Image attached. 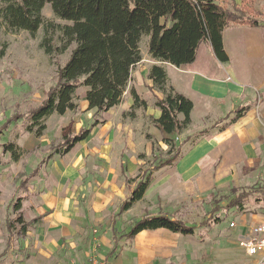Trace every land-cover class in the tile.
Returning <instances> with one entry per match:
<instances>
[{"label": "rangeland", "instance_id": "1", "mask_svg": "<svg viewBox=\"0 0 264 264\" xmlns=\"http://www.w3.org/2000/svg\"><path fill=\"white\" fill-rule=\"evenodd\" d=\"M256 7L262 12L261 20L264 23V0H256ZM43 14L48 23L70 24L57 18L49 4L44 7ZM230 27L232 33L241 28L238 25ZM44 35L42 28L36 36L24 30L11 32L0 28V49H5L4 55L0 57V126L17 113L21 116L18 122H13L0 136V253L5 251L9 238V246L3 254L4 260L11 264L13 259H17L18 253L15 251L20 248L22 239L18 245L16 232L20 231L21 226L14 224V231L10 234L6 222L18 214L14 203L19 197L22 198L21 211L28 223L43 212L59 207L51 206L46 198L66 201L59 197H68L72 216L79 217L77 220L72 219L73 241L78 252L87 254L88 262L95 258L107 261L108 258L102 251L109 244L106 239L110 235L112 237V232L115 231L117 250L107 263L133 264L134 257L128 247L130 239L122 237L145 210L144 204H139L128 215L127 211L120 212V203L126 198L130 187L135 185H127L124 176L136 178L150 172L153 175L157 172L156 175H159L161 171L172 169L171 166L163 167V170L155 168L167 158L168 147L162 142L163 133L152 122L157 110L154 106L155 95L161 96V93L149 88L151 84L148 71L155 62L148 51L149 37H143L141 41L143 59L137 65L130 83L142 98L149 99V107L136 110L135 117L124 115L122 109L130 110L129 101L132 102L127 90L121 105L100 116L101 123L94 134L77 143L67 155H55L48 160L65 135L76 134L82 127L91 125L95 110H88L84 100L87 88L81 87L74 99L77 104L75 111H67L63 115L53 114L47 120V128L41 136L27 130L28 113L41 105L47 92L57 82L59 68L66 64L75 48L73 44L63 53L47 55L40 45ZM54 45H60L56 36ZM205 49L204 46L202 55L207 54ZM228 49L235 60L236 54L230 47ZM226 113L225 107L221 106L206 117L197 103L193 123L181 135L174 137L178 143L189 136L195 137L199 131L212 128L214 123L223 120ZM107 122H110V129L105 128ZM147 135L159 142L155 153ZM207 136L209 135L200 138L196 145ZM101 137L102 142L110 137L112 149L108 152L109 159L122 149L126 175H110L109 167L113 164L111 160L106 163V172L101 173L100 169L95 168V161L98 160H93L91 152L95 150L96 142ZM8 142H14L20 148L21 157L17 161L3 150V144ZM196 145L190 142L183 145V156L193 151ZM204 149L202 146L201 150ZM87 152L89 154L85 156ZM217 164V161H211L213 171ZM243 165L239 164L233 175L222 177L217 184L214 176L213 185L203 193L182 197L183 200L173 215L194 226L195 233L184 235L172 261L166 260L162 264H249L253 261L254 258L246 254L241 242L246 236L247 226L264 221V167L261 166L262 163L254 168ZM165 190L167 194L172 192ZM244 190L256 191L257 194L249 197L241 208L219 211L223 219L221 223L209 221L213 209L218 205H225ZM69 204H72V208ZM231 222H235L236 226L232 227ZM36 224H30V231L37 230ZM70 257L64 264L78 263L77 259L72 260Z\"/></svg>", "mask_w": 264, "mask_h": 264}, {"label": "trees", "instance_id": "2", "mask_svg": "<svg viewBox=\"0 0 264 264\" xmlns=\"http://www.w3.org/2000/svg\"><path fill=\"white\" fill-rule=\"evenodd\" d=\"M47 4L57 18L70 24L48 23L43 14ZM261 16L256 0H0V28L11 32L24 30L32 36L42 28L45 35L40 45L47 55L63 53L75 44L70 58L58 70L56 84L47 92L41 105L28 113L27 130L41 136L53 114L75 111L74 99L81 87L87 88L84 100L88 110H95L91 125L82 127L76 134L65 135L48 160L55 155H67L77 143L86 140L93 128L101 123L100 116L123 103L127 90L133 103L124 115L135 117L136 110L148 107V102L130 83L143 59L141 41L143 37H149V55L161 63L153 64L148 73L152 83L149 88L161 93V96L155 95L154 102L160 115L153 117L152 122L163 133L162 142L168 147L167 158L156 165V169L175 165L183 156V145L188 142L196 145L213 129L225 130L251 107L238 106L212 128L201 130L195 137L189 136L178 143L174 136L181 135L192 124L194 102L168 84L164 63L181 67L195 62L203 42L209 43L215 57L226 63L229 55L224 47V31L231 25L264 26ZM55 36L60 41L56 47ZM4 53L5 49H0V57ZM20 118L19 113L8 118L0 126V136ZM147 138L155 153L159 142L151 135ZM3 150L14 161L21 157L20 148L14 142L4 143ZM152 177V172L142 177H126L128 184L135 185L122 203L120 212L130 210L144 198ZM256 194V191L248 190L239 192L225 205L213 209L209 221L221 223L223 219L219 211L241 208L249 197ZM262 196L264 198V194ZM21 204L22 198L19 197L14 203L18 214L6 222V227L11 234L15 228L13 225L19 224L21 228L16 233L22 237L29 232L30 224L40 223L44 216L26 222ZM158 228L184 235L195 233V227L188 222L163 212L137 219L123 237L132 240L143 230Z\"/></svg>", "mask_w": 264, "mask_h": 264}, {"label": "crops", "instance_id": "3", "mask_svg": "<svg viewBox=\"0 0 264 264\" xmlns=\"http://www.w3.org/2000/svg\"><path fill=\"white\" fill-rule=\"evenodd\" d=\"M238 26L241 28L235 29L233 33L231 27L224 31V47L229 55L228 62H220L213 54L210 44L203 42L195 62L181 67L168 63H164V66L168 74V84L194 102L193 112L196 110L197 103L206 117L212 110H217L221 106L227 110L224 116L238 106L249 105L250 109L225 130L213 129L208 133L209 136L196 145L193 151L182 156L175 165L171 166L172 169L161 171L163 170L161 168L159 171L162 173L159 175H156V172L144 198L128 210L127 215L139 204H144L143 210H145L141 217L163 212L174 214L176 207L183 200L182 197L203 193L206 188L213 185L214 176L217 184L222 177L233 175L241 163L247 168H254L260 163L264 167V26ZM204 46L207 51L206 55H202ZM229 47L236 54L235 60L229 54L231 53ZM154 64L161 63L155 61ZM150 84H152L151 81ZM143 99L149 101L146 97ZM129 103L131 106L133 100ZM127 111L129 110L122 109L123 113ZM193 112L192 123L194 121ZM159 115L160 111L157 109L154 118ZM109 124L110 122L106 123V129L111 128ZM98 126L93 128L91 134H94ZM102 137L98 139L95 150L91 152V156L96 158L93 160H98L95 161V168L100 169L101 173L106 172V163L111 160L113 164L109 167V174L111 173L112 176L126 175L122 149L109 159L108 152L112 149L109 144L110 137L103 142ZM98 144H100L99 147ZM202 146L205 148L204 151L201 150ZM88 154V152L85 153V156ZM211 161L218 162L214 171ZM126 176H124L125 182ZM126 184L130 185L127 182ZM133 187H130V194ZM165 189L172 192L167 194ZM129 193L120 203L119 208L130 196ZM59 198L66 201L60 199V201L54 199L53 201L46 198L51 206L58 205L59 207L37 216L44 217L40 223L36 224V231L29 230L22 237L16 233L19 238L18 245H20L19 240L22 239V242L18 249L20 252L15 251L18 253L17 259H13L11 264H64L70 256L69 259H77L78 264H89L87 254L78 252L77 245L73 241L72 219L77 220L79 217L72 216L73 212L68 206V197ZM71 205L70 208H72ZM112 233V237L110 235L106 239L109 244L105 245L106 248L102 251L108 258L107 262L117 250L111 253L117 246L116 233L115 231ZM183 236L184 234L175 233L166 228L139 232L128 243L135 261L133 264H162L166 260L172 261L176 251L180 248ZM8 246L9 238L5 251ZM2 252L0 253V264H7L4 260V252Z\"/></svg>", "mask_w": 264, "mask_h": 264}, {"label": "built area", "instance_id": "4", "mask_svg": "<svg viewBox=\"0 0 264 264\" xmlns=\"http://www.w3.org/2000/svg\"><path fill=\"white\" fill-rule=\"evenodd\" d=\"M232 227L236 226L235 222H231ZM247 232L245 238L241 242L246 254L253 257V261L249 264H264V221L256 222L246 227ZM69 264H78L70 262ZM89 264H108L103 259H92Z\"/></svg>", "mask_w": 264, "mask_h": 264}]
</instances>
